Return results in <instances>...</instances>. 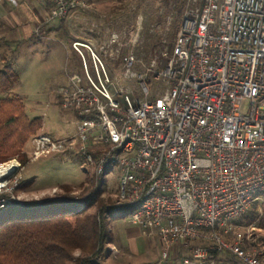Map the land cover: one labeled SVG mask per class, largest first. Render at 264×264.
Masks as SVG:
<instances>
[{
  "label": "built area",
  "instance_id": "1",
  "mask_svg": "<svg viewBox=\"0 0 264 264\" xmlns=\"http://www.w3.org/2000/svg\"><path fill=\"white\" fill-rule=\"evenodd\" d=\"M50 1V20L90 8L86 0ZM138 36L139 27L126 39L112 33L96 44L71 42L78 71L55 99L72 112L75 129L60 139L33 135V157L69 150L90 182L108 190L113 178L114 205L156 233L161 262L264 264L252 232L260 227L235 230L237 219L264 202V0L186 8L164 64L153 53L142 72L134 71ZM124 51L122 75L139 79L141 99L110 75L107 60ZM147 74L163 86L154 99ZM8 163L15 168L0 181V209L17 200L4 189L19 167Z\"/></svg>",
  "mask_w": 264,
  "mask_h": 264
},
{
  "label": "rangeland",
  "instance_id": "2",
  "mask_svg": "<svg viewBox=\"0 0 264 264\" xmlns=\"http://www.w3.org/2000/svg\"><path fill=\"white\" fill-rule=\"evenodd\" d=\"M86 1L90 5L89 9H77L65 18L55 20L49 19L52 7L50 1L46 5L48 14H45V17L39 21L34 18L29 21L30 24L34 22L32 29L37 27L38 32L28 37L23 35L22 38L13 40L9 44L6 38L11 35V24L15 23L10 19L0 20V67L3 66L1 58L3 56L4 66L13 70L17 77L16 83L7 94L19 97L24 103L28 116L39 119L41 125L35 134L45 133L53 139H60L75 129L72 112L62 109L55 99L58 87L67 84L69 75L78 71L77 56L70 48L73 40H92L96 44V41L100 43L108 39L112 33H116L120 39H126L128 33L139 27V36L134 49L141 62L135 65L134 71L142 72L144 64L150 62L153 53L157 56L158 66L164 64L165 53L167 56L170 54L169 48L173 46L185 9L201 2V0ZM21 8L23 7L18 6L16 15H19ZM26 8L32 18L34 14L31 5L28 4ZM88 18L93 25H90ZM58 28L67 29L71 40L59 41L55 36V30ZM64 45L68 51L67 55ZM124 54L125 51L120 57L107 60L110 75L115 86L124 88L134 98L141 99L143 95L139 79L125 78L122 75L121 58ZM146 76L148 78L149 74ZM147 78L146 81L150 86L148 99H154V96L163 90V86L160 81ZM246 106L247 101L243 103L242 108L245 109ZM32 137L21 150L26 158L23 165L18 156L0 163L5 166L6 163L15 160L19 166L15 174L10 175L6 180L4 189L9 188L10 191L7 192L12 193L17 199L15 201L19 202L41 201L54 197L62 193L61 185L71 189L69 192L71 197L80 198L88 190L90 182L86 178L87 175L81 171L79 156L67 150L34 158L31 153ZM106 186H109V189L104 190V194L113 200L111 193L115 189V180L109 179ZM263 207L264 202L254 206L258 213H261ZM238 220L235 230H243L246 226H250V223H239ZM260 228L253 227L252 232L257 243L262 244L264 249V229ZM109 229L113 243L108 245L110 249L106 259L108 264H170L159 261L160 244L156 233L142 231L129 222L127 215H112L109 219ZM77 253L80 252L76 251L75 254L78 255ZM171 264L181 263L175 260Z\"/></svg>",
  "mask_w": 264,
  "mask_h": 264
},
{
  "label": "trees",
  "instance_id": "3",
  "mask_svg": "<svg viewBox=\"0 0 264 264\" xmlns=\"http://www.w3.org/2000/svg\"><path fill=\"white\" fill-rule=\"evenodd\" d=\"M58 39L71 40L67 29H60ZM1 58L0 163L18 156L23 165L26 158L21 150L41 124L28 116L19 97L7 94L17 77ZM61 189V194L51 198L14 200L0 209V264H108V245L113 243L109 219L114 214L127 215V206L116 207L104 194L102 183L90 182L78 199L70 196L68 186L61 185ZM238 222H254L264 229V207L261 213L250 207Z\"/></svg>",
  "mask_w": 264,
  "mask_h": 264
},
{
  "label": "crops",
  "instance_id": "4",
  "mask_svg": "<svg viewBox=\"0 0 264 264\" xmlns=\"http://www.w3.org/2000/svg\"><path fill=\"white\" fill-rule=\"evenodd\" d=\"M48 3H50V0H0V20L3 21L10 19L15 23L11 24V35L7 36L6 42L9 44L13 40H18L22 38L23 35L28 37L31 36L33 33L38 32L36 31L37 27L35 29H32L34 22L30 24L29 21L31 22V19L33 18L36 21H39L43 17H45V14H48V9L46 6ZM28 4L31 5V10L34 14L32 18L31 16H29L28 9L26 8ZM18 6H21L23 8L19 10V15H16L15 11L18 9ZM22 13H24V15H21ZM22 21H24V23ZM40 26H42V24ZM59 31V28L55 30V36H57V38ZM64 49L67 55L68 51L66 50L65 45Z\"/></svg>",
  "mask_w": 264,
  "mask_h": 264
},
{
  "label": "bare ground",
  "instance_id": "5",
  "mask_svg": "<svg viewBox=\"0 0 264 264\" xmlns=\"http://www.w3.org/2000/svg\"><path fill=\"white\" fill-rule=\"evenodd\" d=\"M15 168V164L14 163H9L6 166H0V181L2 180V178L6 177L7 175H9L10 171L13 170Z\"/></svg>",
  "mask_w": 264,
  "mask_h": 264
},
{
  "label": "snow or ice",
  "instance_id": "6",
  "mask_svg": "<svg viewBox=\"0 0 264 264\" xmlns=\"http://www.w3.org/2000/svg\"><path fill=\"white\" fill-rule=\"evenodd\" d=\"M78 254V253H77Z\"/></svg>",
  "mask_w": 264,
  "mask_h": 264
}]
</instances>
